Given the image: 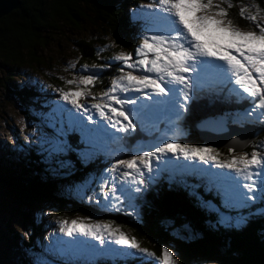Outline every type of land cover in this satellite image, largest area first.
Segmentation results:
<instances>
[{
    "label": "snow or ice",
    "instance_id": "snow-or-ice-1",
    "mask_svg": "<svg viewBox=\"0 0 264 264\" xmlns=\"http://www.w3.org/2000/svg\"><path fill=\"white\" fill-rule=\"evenodd\" d=\"M220 2L228 3L231 7L230 0ZM139 7L144 10L142 31L151 34L142 36L134 54L119 53L111 58L113 63L123 65L118 69L121 74L111 80L110 87L99 97L101 102L90 105L108 127L120 133H132L137 129L136 119L159 111L172 112L176 120H180L183 113L189 111L188 102L197 86L189 78L193 73L196 81L200 80L202 74L209 73L215 74L221 83L234 82L238 86V94L246 97L252 104V110L247 114L253 115L257 110L264 113V87H261L264 86V24L257 23L259 10L257 14L245 17L247 9L241 8V17L256 23L258 28V31H241L225 19L228 13L214 3V0H153ZM110 66L106 63L91 74L81 76L78 83L67 80L66 84L75 85L76 90H58L60 99L71 105L76 113H84V116H74L71 109H64L59 105L50 112L41 114L51 130L46 138L42 134V154H46L44 160L53 172L63 171L70 175L75 165L71 159L65 157L73 152L81 164H87L92 154L89 144L91 137L112 138L107 128L96 124L93 116L86 115L89 105L79 102L81 97L87 98L90 95L88 89L94 86L99 78L98 73ZM83 70L87 71L88 66L84 65ZM136 72L139 74H134ZM120 93L142 95L133 98L132 95L121 96ZM91 98L97 99L95 96ZM39 102V99L34 101ZM42 106L49 107L47 102ZM65 112L68 115L67 125L64 121ZM84 120L95 127L88 128ZM77 127L81 132V139L70 142L69 134L76 131ZM81 144L86 146L82 148ZM261 145H264V141L260 145L254 144L250 154L220 159V152L216 148L164 140L154 148L142 150L128 159H119L113 163L106 171L112 174L119 172L122 180L120 186L113 182V186L104 192V196L108 198L110 193L112 200L122 201V198L131 200L133 193H141L159 175V172L154 175V161L163 160L167 164L173 158H183L185 161L198 160L203 165L211 162L215 168L227 170L220 174H211L217 182L221 207L247 210V215L240 216L235 224L223 214L220 215L218 223L239 228L250 218L264 219V147ZM235 151V147L228 148L229 153ZM177 167L186 169L196 166ZM198 187L200 185L192 186L191 194L200 202L201 207L210 213H219L220 209L211 200L205 201L199 196L195 191ZM206 190L211 191L210 188ZM112 206L117 207L115 204ZM58 224L60 233L70 238L69 243L83 245L101 255L112 252L125 259L154 256L153 252L140 247L135 238L127 236L110 221L94 222L84 217L70 222L60 220ZM172 227L179 232L187 231L189 226L179 224ZM78 237L91 238L100 247L80 241ZM113 243L120 248H113ZM162 254L160 264H176L173 252L168 247L162 249Z\"/></svg>",
    "mask_w": 264,
    "mask_h": 264
},
{
    "label": "trees",
    "instance_id": "trees-1",
    "mask_svg": "<svg viewBox=\"0 0 264 264\" xmlns=\"http://www.w3.org/2000/svg\"><path fill=\"white\" fill-rule=\"evenodd\" d=\"M257 1L263 3V0ZM230 2L227 18L242 28H249V23L239 13L238 1ZM134 3L136 0H22L21 9L0 19V88L8 91L21 103L30 102L35 105H39L34 103L37 99L41 102L57 96L52 90L41 89L39 85L33 84L32 80H26V76L21 78L23 81L20 82L18 79L20 76L16 71L40 69L43 66L41 53L50 44L51 34L58 33L63 24L78 28L81 22L88 19L89 13L94 15L92 21L99 27L107 25L109 35L118 50L133 51L139 45L142 35L140 31L142 25L140 26L138 22L131 24L129 21L128 9ZM75 48L84 63L106 62L101 60L94 42L80 40L75 43ZM112 70L113 68L106 69L102 74L103 83L95 82L94 92L103 88L102 84L105 85L102 93L106 90V85L110 87V82L115 77ZM53 85L56 90L69 89L66 81L60 78H56ZM233 95L231 97L224 94L207 95L206 99L196 102L191 116L184 124L190 127V135L181 140V143L204 146L200 134L194 130L196 122L218 115L224 117L234 114L250 104L243 96ZM203 97H206V94L203 93ZM211 101L215 103L211 104ZM257 127L263 131L258 139L259 142L264 138V125ZM68 139L70 142H78L81 139V132L77 130L70 133ZM145 139L146 135L138 129L136 135L129 140L128 146L136 149V146ZM104 144L106 145L105 142ZM104 144L98 145L100 148L107 147ZM85 146V144L80 145L82 148ZM26 147L24 154L18 156V160L13 159L14 161L7 165L0 163V185L9 189L22 205L27 206L28 210L41 203L50 202L57 206V212L63 216L81 215L102 222L110 221L113 226L120 227L127 236L135 238L140 247L153 252L157 260L162 259L164 247L174 246L179 264L197 262L264 264V219L250 218L243 228L220 226L219 213L224 212L230 215L231 219L236 213L230 208L221 207V201L213 192L207 193L205 179L190 177L187 178L186 184L157 183L145 193L144 197L139 198L141 213L140 217L134 218L125 213L112 214L107 212L105 207L99 209L94 204L87 205L71 196L61 195L60 185L68 182L76 184L91 182V186L95 187L105 164L112 163L114 158L111 160L105 156L106 154L101 153L102 151H98L88 164H81L74 152L69 153L65 158L71 159L75 167L70 175L61 171L57 172L61 174L58 176L51 172L50 165L45 162L46 154H42L41 146ZM220 150L223 154L230 155L228 150ZM248 150H252L251 145ZM109 151L111 148L105 153L110 154ZM129 153L126 152L124 156ZM194 185H200L195 191L203 200H211L220 209L219 213L213 214L201 207L200 202L191 194ZM244 212L247 215V210ZM25 216L30 220L28 214ZM179 224L188 225L196 235V239L192 236L191 240H186L185 237L178 236L170 226ZM39 229L40 226L35 227L36 232H39ZM24 246L26 249L31 248L30 243H24ZM23 261L24 264H32L30 260ZM144 261L141 257L132 258L124 264H153L152 261L146 263ZM95 264L101 263L96 261Z\"/></svg>",
    "mask_w": 264,
    "mask_h": 264
},
{
    "label": "rangeland",
    "instance_id": "rangeland-1",
    "mask_svg": "<svg viewBox=\"0 0 264 264\" xmlns=\"http://www.w3.org/2000/svg\"><path fill=\"white\" fill-rule=\"evenodd\" d=\"M237 1L239 13L241 8L247 9L244 14L246 17L248 15L257 14V10H259L257 14V23L264 24V0L262 4H260L257 0ZM151 2H153V0H136V3H134V5L130 7V9H128L129 21L131 24L133 22L140 23V26L143 24L144 10L140 9L139 6L146 5ZM214 3L219 4L220 8L224 9L228 13V3H221L220 0H214ZM93 16L94 15L92 13H89L88 19L81 22L78 28L70 24H63L61 26L62 29L58 33H52L50 44L48 45L47 49H45V51L41 53L43 66L40 69L36 68L34 70L16 71V74L20 76V78H18L20 82L23 81L21 78H24V76H26V80H32L33 84L39 85L41 89L52 90V93L57 94V96L49 97L47 101H41L39 102V105H35L30 102L21 103L8 91L0 88V163L7 165L9 162L18 160V156L24 154L27 145L41 146L42 134H44V138H46V134L51 131L47 127V122L44 116L41 115L42 113L50 112L56 105H59L64 109H71V105H68L66 104V102L62 101L60 99L59 91L54 89L53 87V81L56 80V78H60L64 81L75 80L78 83L81 76L91 74L92 72L96 71V69L100 68V66L109 63L111 66L106 67L104 71L98 74L99 78L96 81L98 82V84H101L103 83L102 74L105 73L106 69L113 68L112 74H115V77L121 74L118 69L123 67V65L119 63H113L111 61V58L114 55L119 53L134 54V50L131 52L126 50H118L115 46V42L109 35V30L106 27L107 25L99 27L98 24H95L92 21V18H94ZM225 19L230 21L227 16L225 17ZM244 19L247 23H249V28H242L239 25H236L232 22L231 23L241 31H258L256 23H253L246 18ZM140 31L142 34L141 38L145 34H151L143 32L142 28L140 29ZM80 40H88L96 43V48L99 51L101 60H106V62L103 64L84 63L81 60L80 54L76 51L75 48V43ZM84 65L88 66L87 71L83 70ZM94 65L96 66V69L93 68ZM124 70L128 71L127 68H125ZM134 74H139V72H136ZM189 78L193 79L194 83H196L197 86L193 91L191 100L188 102L189 111L183 113L180 120H176L175 115L172 112H155L148 115L147 117L136 119V131L128 134L117 132L116 129L108 127V125L95 113V110L90 108V105L92 103L101 102L99 97L101 96L105 85L103 86L102 84L101 87L103 88L99 89L96 92L93 91V87L95 86V84L94 86L90 87L88 89L90 95L87 98L81 97L79 99V102L82 104H88L89 112L86 115L93 116L96 124L103 125L108 129V132L112 134V138L93 136L89 139L92 153L90 161L93 159L94 154L97 155L98 151H102L101 153L106 154L105 151L109 148H111V151H109L110 154H106L105 156L111 160H113L112 158H114V160L113 162L110 160L112 163L107 162L105 164L104 170L101 171V175L98 177L95 187L91 186V182H80L79 184L68 182L66 184L64 183L60 185L61 195L66 197L71 196L73 199L82 201V203H85L87 205L94 204L99 209L101 207H105V210H108L107 212H111L112 214L125 213L134 218H137L140 217L141 213V205L139 204L140 201H138L139 198L141 196L144 197L145 193L150 191V189H152L157 183L166 182L167 184H173L183 181V184H186V179L190 176H194L205 179L206 185L208 186L207 188L211 189V191H207V193L213 192L214 195L221 201V196L217 195V182L214 180L211 174H220L221 172H227V170L217 169L211 165V162H209V165H203L198 160L185 161L183 160V158H181L180 160H175L173 158L167 164L163 160L159 162L154 161V175L156 172H159V175L155 176L154 181L150 182L149 186L144 188L141 193H133V198L131 200L122 198V201H115L111 199L110 193L108 198H105L104 196V192L110 190V188L113 186V182H115L116 186H120L122 177H119V172H117L116 174H112L106 171L117 160L128 159L132 154H137L142 150H149L150 148H154L155 145L164 140L181 143V140L190 135V127L185 126L184 124L193 112V104L196 98H200L199 92L204 91L210 93L211 95H214L213 93L215 89H219L216 91H220L218 92V94H224L225 91H233V94L240 95L238 94V86H236L234 82L221 83L215 76V74H202L199 81L195 80L194 73L191 74ZM258 86L261 85H259L258 83ZM108 88L109 87H107L106 85V90ZM70 89L76 90V86H69L68 90ZM120 95H132L133 98H135V96L142 94L120 93ZM92 96L97 97V99L93 100L91 98ZM248 101L249 100L247 99V103L250 104L246 108L243 107V110L235 112L234 114L226 115L224 116V118L228 122L233 123V125L239 128L242 127L246 129L250 127L256 130L257 125H264V113H261L259 110H257L253 115H248L247 113L251 112L252 110V104L250 101ZM45 102H47L49 107L42 106ZM210 103L214 104L215 101H211ZM71 111L74 116L85 115L84 113H76L74 109H71ZM257 117H259V119H257ZM64 121L67 125V112H65ZM84 123L88 128L95 127L94 124H88L87 120H84ZM74 126L76 125L74 124ZM150 128H152V130H150ZM138 129L142 130V132L146 134V139L144 141H141L135 149L133 148V146L129 147L128 144L129 140L136 135ZM103 141L106 143V145ZM262 141H264V138L259 142L257 140L253 144H251V151H253L254 144L260 145ZM100 143H103L107 147L100 148L98 145ZM125 144H127V146ZM203 147L213 146L205 144ZM261 147H264V145H261ZM216 149L219 152L221 151L218 148ZM251 151H235L234 153H230V155H225L220 152V159H229L232 156L239 157L244 155L245 153L250 154ZM126 152L130 153L124 156ZM13 155L15 157H13ZM100 156L101 155H99V157ZM115 157H117V159ZM183 165H195L196 167H189L186 169L177 167ZM199 169H206L207 171L201 172L199 171ZM51 172L56 173V175L58 176H61L60 173L53 171ZM170 177H172V179H170ZM241 183H243V181ZM101 185H103V188L101 187ZM125 187H127V185H125ZM97 200H100V202H98ZM95 201H97V203ZM113 204H115L117 207L113 208ZM23 205L19 200L16 199L14 194L9 189L0 185V264H24V259L30 260L32 264H95L96 261L100 262L101 264H124L127 262V260L132 259H125L124 257L112 252H106L101 255L94 250L84 247L83 245H75L69 243L70 238L60 233L58 221L67 220L70 222L73 219H80L88 216L77 215L75 217H69L68 214L63 216L62 214L57 212V206L54 203L50 202L41 203L35 208H30V210L27 209L26 205ZM230 210H234L236 213V216H233L234 218L230 220V222H232L233 224H235L236 219H238L240 216L246 215V213L244 212L245 210L242 208H230ZM211 213L217 214L216 212ZM25 214H28L31 221L27 220ZM221 214L231 218L230 215L225 214L224 212L219 213V218ZM88 218L92 219L94 222H102L92 217ZM246 224L247 223L241 224L239 228H243ZM219 225L223 226V224ZM36 226H40L39 232L35 231ZM170 227L172 228V226ZM121 231L123 230L121 229ZM175 232L178 236L185 237L186 240H191L192 236L193 238L196 237L190 227H188L187 231L181 230L179 232ZM31 237H33L32 240ZM78 239L80 241H86L89 245H96L97 248L100 247L98 245V242L92 240L91 238L78 237ZM29 240H31V242ZM24 243H30L31 248L26 249ZM109 243L112 242L109 241ZM112 246L115 249L120 248V246L115 245L114 243ZM168 248L173 252V258L175 259L176 264H179L177 252L174 246H168ZM141 258L145 260L144 263L152 261L153 264H160V261L162 260H157L154 256H142ZM195 264L216 263L197 262Z\"/></svg>",
    "mask_w": 264,
    "mask_h": 264
},
{
    "label": "water",
    "instance_id": "water-1",
    "mask_svg": "<svg viewBox=\"0 0 264 264\" xmlns=\"http://www.w3.org/2000/svg\"><path fill=\"white\" fill-rule=\"evenodd\" d=\"M22 8V0H0V19ZM194 130L201 136L205 144L218 149L235 147L236 152H242L257 141L262 130L239 128L230 125L223 117L204 118L195 123Z\"/></svg>",
    "mask_w": 264,
    "mask_h": 264
},
{
    "label": "bare ground",
    "instance_id": "bare-ground-1",
    "mask_svg": "<svg viewBox=\"0 0 264 264\" xmlns=\"http://www.w3.org/2000/svg\"><path fill=\"white\" fill-rule=\"evenodd\" d=\"M226 150H228V149H226ZM107 154V153H106Z\"/></svg>",
    "mask_w": 264,
    "mask_h": 264
}]
</instances>
